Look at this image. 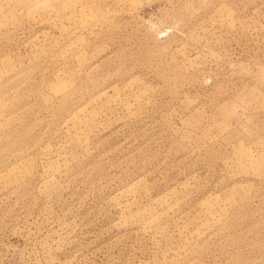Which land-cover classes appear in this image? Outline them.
Here are the masks:
<instances>
[{
  "label": "rangeland",
  "instance_id": "374dc122",
  "mask_svg": "<svg viewBox=\"0 0 264 264\" xmlns=\"http://www.w3.org/2000/svg\"><path fill=\"white\" fill-rule=\"evenodd\" d=\"M0 264H264V0H0Z\"/></svg>",
  "mask_w": 264,
  "mask_h": 264
}]
</instances>
